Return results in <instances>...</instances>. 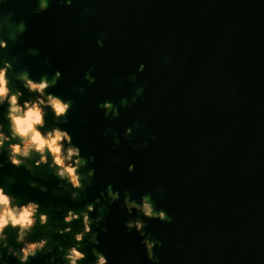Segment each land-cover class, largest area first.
<instances>
[{
  "label": "water",
  "instance_id": "obj_1",
  "mask_svg": "<svg viewBox=\"0 0 264 264\" xmlns=\"http://www.w3.org/2000/svg\"><path fill=\"white\" fill-rule=\"evenodd\" d=\"M36 7L37 0H0V38L25 24L0 57L35 76L60 70L52 90L71 103L63 126L81 154L93 155L95 173L76 200L59 194L54 176L31 177L47 191L29 187L22 166L5 163L0 180L15 176L13 193L50 209L49 223L61 226L65 208L79 210L109 183L137 200L147 193L171 217H140L145 235L161 241L153 249L159 264H264V0H49L44 11ZM105 100L118 116L103 115ZM96 208L107 230L92 226L96 245L85 236L88 259L96 247L108 264H153L142 237L124 225L129 213L120 200L101 198ZM49 236L67 243L70 234ZM55 252L28 264H46Z\"/></svg>",
  "mask_w": 264,
  "mask_h": 264
},
{
  "label": "clouds",
  "instance_id": "obj_2",
  "mask_svg": "<svg viewBox=\"0 0 264 264\" xmlns=\"http://www.w3.org/2000/svg\"><path fill=\"white\" fill-rule=\"evenodd\" d=\"M48 3L49 0H37L35 11H44ZM64 3L71 4L72 0H64ZM2 23L6 24L7 18ZM24 30L25 24L20 21L14 31L5 32L4 37L0 38V49L6 48L9 41H15ZM96 44L102 46L103 41L97 39ZM29 52L37 54L36 49H29ZM13 62L14 58L0 57V156L4 158L0 160V168L5 163L22 166L29 173L28 186L40 191H47V186L31 177L40 176L47 180L49 175L54 176L59 194L66 193L72 200L79 199L84 179L91 178L95 173V169L90 166L94 157L91 154H81L80 146L73 142L70 131L63 126L71 103L52 90L61 77V72L55 69L51 74L35 76L27 69L15 70ZM143 69L144 64L140 63L137 71ZM85 79L91 84L94 77L85 73ZM83 90L77 89L79 92ZM142 91V87L136 89L137 94ZM120 103L126 105L128 101L121 98ZM98 107L103 110L106 118L119 115L118 109L109 100L99 103ZM131 131V127H125L124 134L129 135ZM107 134L108 130L104 135ZM112 139L114 144L119 143L115 135ZM41 165L45 166L43 170ZM133 168V163L127 164L128 171ZM15 183L16 178L12 175H6L0 180V264H8L9 255L15 257L18 264H28L30 258L37 253H52L54 248L55 255L47 256L46 264H56L57 256L59 264H80L81 261L85 264H108V257L100 249L91 247L89 251L93 258L88 259V254L82 247L85 236L89 244L99 243L98 232L92 226H100L99 222L103 219V210L96 208L101 198H106L109 204L121 201L129 213L124 225L139 233L148 260L159 264V257L154 255L153 249L154 246L159 247L161 241L145 235L144 221L140 217L158 218L162 221H170L171 217L163 209L155 207L149 194L144 193L137 200L127 191L121 195L109 183L92 202L85 203L79 210L65 208L61 226L49 223L50 209L42 208L38 201L16 196L11 190V185ZM133 210L135 215L132 214ZM94 211L97 212L95 216L91 215ZM77 220L79 223L73 229L72 222ZM37 226L39 235L34 234ZM100 228L101 231L107 230L105 226ZM50 232L62 237L70 234V237L67 243L52 241ZM121 264H124L123 260Z\"/></svg>",
  "mask_w": 264,
  "mask_h": 264
}]
</instances>
